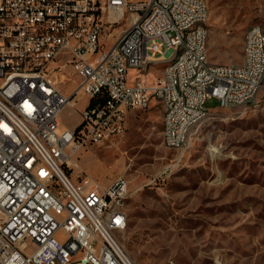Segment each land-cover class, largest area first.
<instances>
[{
    "label": "built area",
    "instance_id": "built-area-1",
    "mask_svg": "<svg viewBox=\"0 0 264 264\" xmlns=\"http://www.w3.org/2000/svg\"><path fill=\"white\" fill-rule=\"evenodd\" d=\"M207 17V0H0V264H134L116 237L127 225L128 180L74 181L66 167L85 144L112 143L128 110L152 97L172 148L185 147L207 115L194 101L252 100L264 82L263 27L245 32L241 62L211 63ZM158 61L166 65L154 85L129 77ZM69 68L79 82L65 94ZM202 81L213 88L198 90ZM78 92L104 101L77 109L70 129L59 114Z\"/></svg>",
    "mask_w": 264,
    "mask_h": 264
},
{
    "label": "rangeland",
    "instance_id": "rangeland-1",
    "mask_svg": "<svg viewBox=\"0 0 264 264\" xmlns=\"http://www.w3.org/2000/svg\"><path fill=\"white\" fill-rule=\"evenodd\" d=\"M207 6L210 59H242L245 32L256 24L264 29V0ZM165 65L149 63L128 75L151 86ZM62 74L60 87L70 93L79 78L72 68ZM74 100L59 114L70 129L81 121L83 101ZM218 105L207 99L208 113L185 147L172 148L162 142L163 109L152 97L146 109L128 110L125 130L112 143L85 144L72 156L77 166L66 167L74 181L128 180L127 225L116 237L134 264H264V82L249 102Z\"/></svg>",
    "mask_w": 264,
    "mask_h": 264
},
{
    "label": "bare ground",
    "instance_id": "bare-ground-1",
    "mask_svg": "<svg viewBox=\"0 0 264 264\" xmlns=\"http://www.w3.org/2000/svg\"><path fill=\"white\" fill-rule=\"evenodd\" d=\"M118 56H125V49H118ZM202 76H209V69H202ZM205 88H213V81H202L198 83V90H205ZM201 100V93H185V101ZM207 101H194L193 111L208 113Z\"/></svg>",
    "mask_w": 264,
    "mask_h": 264
},
{
    "label": "crops",
    "instance_id": "crops-1",
    "mask_svg": "<svg viewBox=\"0 0 264 264\" xmlns=\"http://www.w3.org/2000/svg\"><path fill=\"white\" fill-rule=\"evenodd\" d=\"M208 38V37H207ZM207 49H208V45H207ZM208 58H209V61L211 62V63H218V62H214V59H210V58H212L211 56H209V54H208ZM227 59H228V57H227ZM242 59H243V54H242ZM242 59L240 58V59H238L237 61H234V59H228L229 61H232L231 63H234V62H241L242 61ZM132 79V78H131ZM65 94H70V93H68L67 91L68 90H62ZM73 91V90H72ZM76 95H78V96H80L81 98H82V101H83V105L81 106V107H78L77 106V109L78 110H81V109H83L87 104H88V102H89V99L88 98H85V97H83V95L81 94V92H78ZM75 95V96H76ZM75 96H74V98H75ZM74 98H73V103L75 102V100H74ZM219 106V105H218ZM209 109V108H208ZM62 125V124H61ZM62 126H64V127H67V126H65V125H62ZM68 128V127H67Z\"/></svg>",
    "mask_w": 264,
    "mask_h": 264
},
{
    "label": "trees",
    "instance_id": "trees-1",
    "mask_svg": "<svg viewBox=\"0 0 264 264\" xmlns=\"http://www.w3.org/2000/svg\"><path fill=\"white\" fill-rule=\"evenodd\" d=\"M102 101H104V96L103 95L102 96H98L97 98L90 99L88 105L89 106L90 105H94L95 103H99V102H102Z\"/></svg>",
    "mask_w": 264,
    "mask_h": 264
}]
</instances>
